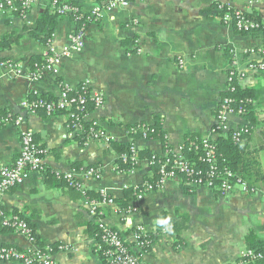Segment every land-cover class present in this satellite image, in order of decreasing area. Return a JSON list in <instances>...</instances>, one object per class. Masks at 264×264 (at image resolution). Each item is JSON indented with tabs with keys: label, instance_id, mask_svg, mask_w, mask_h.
<instances>
[{
	"label": "crops",
	"instance_id": "1",
	"mask_svg": "<svg viewBox=\"0 0 264 264\" xmlns=\"http://www.w3.org/2000/svg\"><path fill=\"white\" fill-rule=\"evenodd\" d=\"M74 1L88 15L100 0ZM49 4L50 0H38L26 22L15 14L0 13V40L5 35L17 40L0 51L1 59L27 67L32 57L61 51L76 27L69 17L57 21L45 45L28 30ZM220 4L246 13L256 10L264 19V0L256 6H248L246 0H132L127 8L87 24L83 49L63 57L56 74H45L38 81L0 74V116L4 111L22 117L23 129L45 151L47 171L28 175L0 195V203L7 215L26 220L44 245L67 247L56 250L54 264H106L98 252L96 220L89 214L86 199L80 193L82 197H72L68 187L54 177L56 172H74L85 192L105 191L113 198L114 204L103 208V222L123 236L143 264H261L260 259H242L251 244L264 243V186L253 194L237 188L224 197L203 187L187 192L175 179L145 194L137 203L136 217L124 216L115 200L151 177L149 161H139L130 172H118L116 149L73 134L67 128V115L29 114L21 109L27 99L57 98L62 88L73 91L89 81L90 89L100 93L104 103L87 120L97 123L113 143L162 157L167 148L176 149L188 136H209L227 92L230 61L236 59L243 73L237 85L256 92L251 115L230 117L229 128L250 126L244 144L259 149L264 174V78L246 70L247 63L257 60L246 52L260 38L222 24L216 9ZM133 20L137 23L132 24ZM178 60L183 61L182 68ZM156 120L166 144L136 132L138 126H152ZM19 152L18 131L11 125L0 127V165L11 166ZM90 168L99 169L100 175L84 177ZM168 216L171 233L155 224L156 219ZM138 224L153 237L140 249L132 232ZM0 247L26 250L30 244L19 233L0 228Z\"/></svg>",
	"mask_w": 264,
	"mask_h": 264
},
{
	"label": "built area",
	"instance_id": "2",
	"mask_svg": "<svg viewBox=\"0 0 264 264\" xmlns=\"http://www.w3.org/2000/svg\"><path fill=\"white\" fill-rule=\"evenodd\" d=\"M132 0H100L99 3L94 6L88 15H84L80 8H72L68 6H62L57 9L58 14L63 17H69L73 19V23L76 26V21H81L79 27H75L74 33L69 35L67 44L61 49L59 53H55L53 50L45 56V61L41 64L35 63L33 70L25 67L24 64L15 63L12 61L0 62V74L2 77L8 79H17L26 76L32 81L40 80L45 74H56L57 67L59 66L63 57H69L74 53L80 52L84 47V34L87 24L97 21L103 17L104 14L113 12L118 9L127 8ZM262 0H246L248 6H256ZM38 4V0H0V13L15 14L22 21H27V15L33 7ZM59 5L57 0L50 1L49 6L56 8ZM219 13V19L222 24L231 26L239 34H249L260 38V42L257 46L251 47L247 50L249 56L256 57L257 60L253 63H247L246 70L248 72L256 73L264 78V22L262 24L249 19L245 12L232 9L229 6L217 5L216 7ZM137 21L133 20L132 24H136ZM140 53V51H136ZM183 61L178 60V66L182 68ZM243 73L238 67V61L232 59L230 61L229 71L227 73V92L233 93L235 87L233 84L241 79ZM79 87V93L75 96H71L72 90L64 87L57 96L56 102H46L39 96L36 99L25 100L21 103V109L29 114H35L42 111L46 115L50 116L54 113L66 112L70 120L67 123V128L75 135L84 137L85 140H91L100 143L101 145H109L111 139L108 137L105 131H103L97 123L87 120V115H83L84 108L87 104H91L94 110L100 109L103 106V96L90 89V82L84 81ZM75 91V90H73ZM245 111L243 106L237 103L231 97H222L215 114V123L209 133V136L203 138L200 143L192 141L189 144L188 150H199L202 155L200 161L208 166V171L199 169H191L186 163L183 155L184 146L181 144L176 149L167 148L164 156L160 157L159 166V179L154 183H142L140 187L135 188L134 201L125 211H119L124 216H137L138 208L137 203L145 196V194L152 191L161 190L168 182L178 179L179 175L188 177L190 182L188 183L191 189L196 188H210L213 185V180L219 175V170L215 164L214 147L209 140L216 139L217 136L232 132V138L238 141L240 136L245 131V126L231 130L229 128V119L232 116L243 118ZM12 118H14L12 120ZM6 125L13 126L19 134L20 139V152L11 166L0 165V195L10 189L20 185L25 178L31 173H45L46 166L43 161V155L45 151L37 147L34 142V137L29 130L23 129V119L21 116L13 117L8 114L6 118L1 120ZM88 123V125H85ZM87 127V128H86ZM146 125H140L137 127V133H140L142 137H146ZM132 152V161L137 164L139 162L137 156V149L134 146H130ZM126 158L123 157V161ZM72 173H54V177L57 180L64 181L68 188H73L76 191L84 195L82 181ZM100 175L99 169L90 168L83 172V176L86 178H94ZM206 177V179H205ZM234 178L230 171L223 172V178L218 184V191L221 196H230L236 192V184H232L231 180ZM236 183L239 184V180L236 179ZM243 193H249L244 186H239ZM99 200H88L86 204L89 209V214L93 220H96V227L99 233V246L98 249H103L102 255L106 264H143L139 258L129 247L124 240L123 236L118 231L110 229L103 222V208L114 204L113 199L105 191H101L99 194ZM0 227L9 229L13 232L27 238L30 247L26 250H19L15 247H0V262L2 263H15V264H54L55 251L49 246L40 248L34 242V237L31 229L27 223L17 214L7 215L0 203ZM136 238L137 247L148 246L149 241L146 239L147 231L143 225L138 224L134 227L133 231ZM56 250H67V247L59 246ZM260 254H254L252 251H247L243 254L244 261L261 259ZM243 262V261H242Z\"/></svg>",
	"mask_w": 264,
	"mask_h": 264
},
{
	"label": "trees",
	"instance_id": "3",
	"mask_svg": "<svg viewBox=\"0 0 264 264\" xmlns=\"http://www.w3.org/2000/svg\"><path fill=\"white\" fill-rule=\"evenodd\" d=\"M53 1V0H50ZM59 5L56 8H52L49 6L43 14L39 17L38 21L33 25V27H30L29 33L35 38L37 41H39L41 44L45 45L49 39L51 38L53 32L55 31V28L57 26V21L62 18L63 16H60L58 14L57 9H59L62 6H68V7H74V8H80L74 0H57ZM246 13V12H245ZM247 17L253 21H256L260 24L264 22V19L262 16L256 11L252 10L251 13H246ZM71 19V18H70ZM73 20V19H71ZM76 26L79 27L80 24H82L81 21H76ZM264 30V28H261ZM17 40L13 38L11 35H5L3 38L0 40V51L7 50L10 48L12 44H15ZM2 61H8L6 59H1L0 62ZM45 61V56L41 58H34L32 57L29 60V64H27V67L31 70H33L32 66L35 63H43ZM235 87V91L233 93L226 92L225 96L223 97H231L234 99L237 103H239L241 106H243L245 115L244 118H248L251 115V106L253 104V101L255 99V89L253 88H241L237 85V82L233 84ZM79 87L75 89V91L70 92L71 96H75L79 93ZM46 102H56L57 98H47V97H40ZM35 100L36 97H33ZM93 107L91 104H87V106L84 108L83 115H89L91 111H93ZM54 114H63L67 115L68 113L66 112H61V113H54ZM8 115L7 112L4 113L1 112L0 116V127L6 126L5 123H3L1 120L3 118H6ZM14 118H12L13 120ZM70 120V118L67 115V123ZM85 125H88L86 123ZM87 128V127H86ZM245 131L244 133L240 136L238 141L232 138V132H229L227 134H222L220 133L216 139L209 140L210 143L214 147V158H215V164L218 167L219 170V175L215 177L213 180V185L210 188V191H213L214 193L221 195L218 191V184L220 180L223 178V172L224 171H230L234 178L231 180L232 184H236L239 186H244L249 193L256 192L257 190L262 189L264 186V174L261 169V165L259 162V157H258V150L259 149H248L246 148L244 144V140L248 137L250 134V126L245 125ZM140 134V133H138ZM146 134L147 138L153 139V140H160L163 144H166V140L164 137V133L161 128V123L159 120H156L154 125L152 126H147L146 129ZM82 140H85L84 137H81ZM202 140L201 137L199 136H188L185 141L182 143L184 146L183 150V155L186 163L191 169L194 170H199L202 169L205 171H208V166L204 163H202L199 159L200 156L202 155L201 151L197 150H188L189 144L192 141H196L197 143H200ZM262 144L261 146H263ZM109 147L116 149L117 154H118V159L115 163L116 170L118 172H130L134 170V168L137 167V164H135L134 161H132V152L130 151L129 147H123L119 144L113 143L112 141L109 144ZM138 160L142 161L144 159L148 160L150 163L151 167V177L147 180H145L146 183L154 184L158 179H159V162H160V157L148 153V152H137ZM123 157L126 158L125 161H123ZM47 172V171H46ZM179 180L182 184V186L185 188V191L187 192H192L193 189H191L188 185L190 182L188 177L180 176L179 175ZM206 179V177H205ZM236 179L239 180V184L236 183ZM61 181V180H60ZM59 181V182H60ZM64 185L66 183L62 181ZM67 186V185H66ZM237 186V188H239ZM69 191L71 192L72 197L74 198H80L82 195L81 193L76 191L73 188H68ZM237 191V189H236ZM80 193V194H79ZM134 193H135V188L128 189L126 196L122 199L115 200L117 203L118 207L120 208L121 211H125L133 202L134 200ZM83 198L88 199V200H99L101 199L99 194L97 193H91V192H85L83 195ZM112 198V197H111ZM113 199V198H112ZM24 220V219H23ZM26 222V220H24ZM27 223V222H26ZM28 227L31 229L33 237H34V242L37 246L40 248L44 247H51L53 251L56 252V247L54 245H44V243L40 240L38 236L35 235V231L32 228L31 225L27 223ZM1 228V227H0ZM4 229V228H1ZM7 231H11L9 229H4ZM96 235L99 239V233L98 230L96 229ZM146 239L151 243L153 241V237L150 235H147ZM250 251H252L254 254H260L262 258L259 260L261 264L264 263V243H256V244H251L249 246ZM103 249L98 250L99 255L101 258L104 260V257L102 255ZM105 261V260H104ZM251 261V260H249Z\"/></svg>",
	"mask_w": 264,
	"mask_h": 264
},
{
	"label": "clouds",
	"instance_id": "4",
	"mask_svg": "<svg viewBox=\"0 0 264 264\" xmlns=\"http://www.w3.org/2000/svg\"><path fill=\"white\" fill-rule=\"evenodd\" d=\"M157 227L163 228L165 233H171L173 231V224L171 216L166 218H158L155 221Z\"/></svg>",
	"mask_w": 264,
	"mask_h": 264
}]
</instances>
